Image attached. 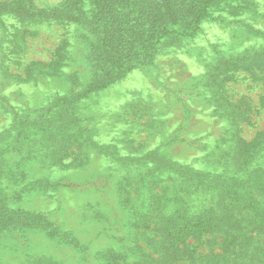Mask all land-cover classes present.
I'll use <instances>...</instances> for the list:
<instances>
[{
  "label": "rangeland",
  "instance_id": "obj_1",
  "mask_svg": "<svg viewBox=\"0 0 264 264\" xmlns=\"http://www.w3.org/2000/svg\"><path fill=\"white\" fill-rule=\"evenodd\" d=\"M4 1L0 264H207L224 252L227 264H253L252 252L264 255L252 231L257 251L224 249L223 232H192L166 256L167 229L209 217L212 205L251 231L237 183L259 177L264 157L257 164L238 146L264 130V0L216 1L196 34L168 32L152 56L140 52L133 68L81 96L96 40L65 14L66 0H22L20 12ZM80 7L90 16L89 1ZM187 23L167 27L191 30ZM54 60L60 64L48 68ZM263 188L252 190L261 207ZM35 213L54 224H44L47 233ZM53 227L75 242L51 235Z\"/></svg>",
  "mask_w": 264,
  "mask_h": 264
},
{
  "label": "trees",
  "instance_id": "obj_2",
  "mask_svg": "<svg viewBox=\"0 0 264 264\" xmlns=\"http://www.w3.org/2000/svg\"><path fill=\"white\" fill-rule=\"evenodd\" d=\"M82 0H66L63 4L65 14L74 21H77L87 29L88 33L96 40L92 56L90 58L91 77L90 82L82 92L78 95H86L89 92L97 91L106 88L111 81L120 77L123 72L134 67L133 58L139 56L140 52L145 54L148 52L149 57L153 55V48L157 41L164 37L166 34L173 32L179 36L194 35L200 29L201 20L209 15L210 5L216 1L221 0H87L92 6L90 16L83 18L81 14L82 8L80 7ZM9 9L12 6L13 11L20 12L16 7L23 6L22 0L4 1ZM81 14V15H80ZM179 19L188 20L187 28H173L167 27L168 23H173ZM169 32V33H168ZM149 41L145 50H142V42ZM143 47L145 45H142ZM60 64L59 61H52L46 65L52 69ZM30 77L33 75L32 68H28ZM51 72V71H50ZM54 73V72H52ZM29 76V75H27ZM222 93V91L220 92ZM61 102H69L66 98H60ZM59 104V102H55ZM231 111V109H229ZM234 114V110L231 115ZM240 146L238 150L242 149L240 154L244 153L247 158L252 155L256 158V163L260 164V159L264 157V130L259 132L251 141L239 139ZM253 157V158H254ZM62 157H59V162ZM172 162V160H170ZM260 168L259 170H261ZM264 171V169H262ZM255 171V170H253ZM196 174L201 177H210L217 180L216 176L211 173L197 171ZM222 176V175H220ZM218 177V176H217ZM264 177V172L259 177H253L237 183L242 186V190L237 191L241 199H236L238 206L247 211L249 217V224L251 231H243L241 229L242 221L231 217L228 213L213 212V205L210 207L208 216H203L194 223L182 225V227H172L167 229L170 243L168 247L167 259L178 254V247L181 242L185 240L187 235L195 232V236H202L206 233L223 232L222 245L224 249L228 247L239 246V252L243 248L254 251L258 250V245H255V238L251 234L256 231L262 237L264 242V207H261L255 198V187H264V181H260ZM234 177L232 182L234 183ZM258 182H262L260 185ZM231 182L217 181L218 186L236 188ZM250 189V190H249ZM264 190V188H263ZM235 192V190H233ZM6 204L0 202V213L5 214L4 209ZM19 216L18 213H15ZM37 227L42 228L47 233L48 225L54 224L50 221L43 222L42 213H35ZM2 217V216H1ZM10 218V217H8ZM45 218V217H44ZM46 219V218H45ZM40 224V225H39ZM44 224H48L47 227ZM50 229L51 235H58L59 240L62 242H75V238L69 231H62L58 227ZM63 232V233H62ZM49 234V233H48ZM49 234V235H50ZM256 234V235H257ZM66 238V239H65ZM257 239V238H256ZM114 252V251H113ZM170 253V255H169ZM114 254V253H113ZM252 255V256H251ZM112 256V255H111ZM117 255H115L116 257ZM143 257L146 255L143 253ZM226 253L212 254V257L207 261V264H227ZM250 261L253 264H264V255H258L254 252L250 254ZM239 258L237 254L234 259ZM162 260V258L160 259ZM174 260V259H173Z\"/></svg>",
  "mask_w": 264,
  "mask_h": 264
}]
</instances>
